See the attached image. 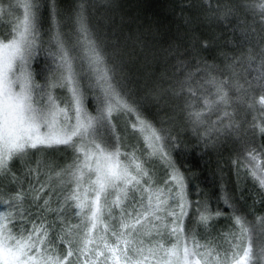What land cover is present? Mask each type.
Here are the masks:
<instances>
[{"label": "snow or ice", "instance_id": "obj_1", "mask_svg": "<svg viewBox=\"0 0 264 264\" xmlns=\"http://www.w3.org/2000/svg\"><path fill=\"white\" fill-rule=\"evenodd\" d=\"M44 7L50 15L46 31L41 0H0V17L22 10V19L16 16L8 33L0 35V181L19 185L0 191V264H144L148 256L156 264H264V216L253 213L249 220L236 214L227 196L224 203L232 209L228 232L210 236L213 221L223 213L200 202L192 226H186L191 202L185 176L171 155L180 148L179 138L164 120L156 127L144 118L131 101L124 59L131 55L90 24L87 0H78L67 16L55 0ZM258 10L264 32V3ZM258 35L255 28L246 33V52L224 54L223 66L183 59L171 46L163 50L175 64L171 75L161 77L169 87L157 86L155 95L184 101L198 143L214 144L221 134L242 130L252 140L257 131L264 136V36ZM148 41L142 35L133 47L151 51ZM41 52L50 60L43 83L34 68ZM116 114L135 116L130 127L142 138V155L136 147L122 149ZM61 147L71 153V162H45L48 181L24 188L13 162L33 150ZM261 156L264 145L249 147L233 164L237 175L243 170L264 193ZM153 159L167 170L159 183L148 167ZM34 163L28 175L40 169ZM47 213L55 219L50 222ZM71 217L79 219L73 223ZM98 227L102 233L94 236ZM196 227L206 233L203 242ZM145 236L155 237L148 256Z\"/></svg>", "mask_w": 264, "mask_h": 264}, {"label": "trees", "instance_id": "obj_2", "mask_svg": "<svg viewBox=\"0 0 264 264\" xmlns=\"http://www.w3.org/2000/svg\"><path fill=\"white\" fill-rule=\"evenodd\" d=\"M77 2L78 0H55L57 9L65 16L72 11ZM47 3L48 0H41L42 28L45 31L50 24L49 11L44 7ZM261 3H264V0H87L90 24L102 35L111 38L112 42L118 40L122 49L126 47L129 51L132 47H129V44L132 42L134 46L137 37L142 35L149 37V48L153 50L156 58L151 59L152 67L143 64L144 61L137 63L139 65L137 67L125 60L127 65L125 73H131L133 78L140 77L139 74L143 71L146 74L154 73L156 76L171 75V65L175 64V59L171 55H164L163 52L169 46L173 51L178 48L183 59L202 58L209 64L223 66L224 54L232 57L246 52L247 46L244 45L243 39L251 29L255 28L259 34L256 39L264 36L259 23L258 9ZM187 21L190 23H186ZM4 34L0 32V35ZM203 44H207L208 47L206 49L201 47ZM156 46L161 48L156 50ZM135 48L132 49L142 51V55L147 52L140 46ZM144 56L143 60H146ZM49 66V57L46 52H41L34 64L38 82H44ZM125 83L131 101L135 102L140 114L156 127H160L161 120H164V126L171 128L172 134L179 138L180 148L172 150L171 155L175 167L186 179L187 197L191 202L189 217L185 220L187 227L192 226L196 204L200 202L207 204L213 211L219 209L223 213L213 221L210 236L219 237L221 233L228 232L232 227L230 219L232 209L226 207L225 196L229 198L236 214L246 216L249 220L254 219L253 213L255 216H264V193L243 170L237 175V168L233 164L234 160H240L244 156L246 148L254 147L259 150L264 145V136L257 131L255 139L252 140L250 132L242 130L240 133L244 136L237 140V134H221L214 144L205 146L198 143L193 134L182 99L167 94L163 99L149 100L150 94H144L143 86L140 88L129 76ZM166 83L169 84V81L165 79L161 84ZM56 94L62 96L63 92L57 90ZM211 119H215V115ZM248 119L251 120V116ZM134 120V115L116 114L113 123L117 135L121 138L122 149L130 151L132 147H136L138 154L142 155L145 151L142 138L130 127ZM260 159L264 163V156ZM36 161L40 163L39 171H33L28 175L30 168H36L34 163ZM45 162L66 165L71 162V153L62 147L43 151L33 150L27 158L14 161L13 170L24 188H28L29 184L39 187V184L48 181L50 174L49 169L44 166ZM148 167L153 179L158 183L167 178V170L158 159L150 160ZM4 188H6L4 192L7 193L10 189L17 190L19 185L13 186L9 183V190L7 187ZM55 206L53 196V207ZM46 215L50 222L55 219L51 213ZM71 219L76 223L79 218ZM196 232L199 234L198 239L203 242L206 235L204 229L196 227Z\"/></svg>", "mask_w": 264, "mask_h": 264}, {"label": "rangeland", "instance_id": "obj_3", "mask_svg": "<svg viewBox=\"0 0 264 264\" xmlns=\"http://www.w3.org/2000/svg\"><path fill=\"white\" fill-rule=\"evenodd\" d=\"M16 16H19L22 19V10H17V12L14 13L13 16H11V17H0V32H3L5 34H7L8 31L10 30V25L12 24V22L14 21ZM130 46H132V47L129 48V51H127V53L131 55V59L129 60L128 56L127 55L125 56L126 57L125 60H127L128 62L130 61V63H129L130 65H131V62H132L135 66L138 67L139 65L137 63H141V62L143 63V61H144L143 64L151 65V59L156 58L155 55L152 53L153 50H151L150 48L149 49L151 51H147L144 54L146 56H144V55H142V51H139V50L137 51V50L132 49L133 48V43L132 42H131V44H129V47ZM160 48H161V46H156L155 49L158 50ZM143 56L146 58V60H143ZM134 58H135V60H134ZM151 67H152V65H151ZM141 71H142V69H141ZM125 74L127 76H129L132 81H135L137 84H139L140 88L143 86L144 89H142V92L144 94H150L149 100H152V99L155 100L157 98V97H152L151 96V95H155V90H156L157 86H162L163 88H168V86H169L168 83L163 84V85L161 84V83H163V81L161 80V77L163 75L156 76V75H154V73L153 74L152 73L151 74L150 73L146 74L145 71H143L142 73L139 74L140 77H136V78L134 77L133 78L131 73H125ZM151 76H153V77H151ZM63 95H64V93H63ZM165 97H166V95L160 97L159 99H163ZM241 136H244V134L240 133L236 137V140L238 138H240ZM260 162H261L262 165H264L262 159H260ZM0 183H2V185H3V187H0V191H5L6 188H4V187H7V189L9 190V181L8 180L0 181ZM25 206L27 207V205H25ZM0 210H4V206L3 205H0ZM99 230H102V229L100 227H98L97 230H94L93 235H98L99 233L102 232V231H99ZM154 238H155L154 236L153 237H148V236L143 237V239L145 240V245H144L145 246V256H148L147 247L151 246L150 240H152ZM111 239L112 238L110 237V242H111ZM109 264H111V262H109ZM144 264H156V260L153 257L148 256V258L145 260ZM193 264H195V262H193Z\"/></svg>", "mask_w": 264, "mask_h": 264}]
</instances>
